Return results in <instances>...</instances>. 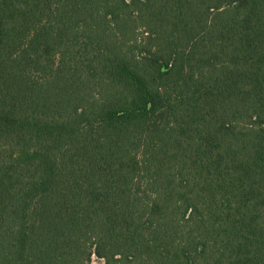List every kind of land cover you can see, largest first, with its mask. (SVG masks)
I'll return each instance as SVG.
<instances>
[{
	"label": "trees",
	"instance_id": "1",
	"mask_svg": "<svg viewBox=\"0 0 264 264\" xmlns=\"http://www.w3.org/2000/svg\"><path fill=\"white\" fill-rule=\"evenodd\" d=\"M264 264V0H0V264Z\"/></svg>",
	"mask_w": 264,
	"mask_h": 264
},
{
	"label": "rangeland",
	"instance_id": "2",
	"mask_svg": "<svg viewBox=\"0 0 264 264\" xmlns=\"http://www.w3.org/2000/svg\"><path fill=\"white\" fill-rule=\"evenodd\" d=\"M92 261H93V263H95V264H102V263H103V260L100 259V258H98V257L95 256V255H92Z\"/></svg>",
	"mask_w": 264,
	"mask_h": 264
}]
</instances>
